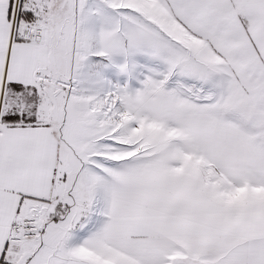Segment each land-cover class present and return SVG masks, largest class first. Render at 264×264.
<instances>
[{"label":"snow or ice","instance_id":"1","mask_svg":"<svg viewBox=\"0 0 264 264\" xmlns=\"http://www.w3.org/2000/svg\"><path fill=\"white\" fill-rule=\"evenodd\" d=\"M0 264H264V0H0Z\"/></svg>","mask_w":264,"mask_h":264}]
</instances>
